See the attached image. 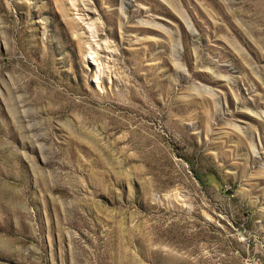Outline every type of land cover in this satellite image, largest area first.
Returning <instances> with one entry per match:
<instances>
[{"label": "rangeland", "instance_id": "obj_1", "mask_svg": "<svg viewBox=\"0 0 264 264\" xmlns=\"http://www.w3.org/2000/svg\"><path fill=\"white\" fill-rule=\"evenodd\" d=\"M0 264H264V0H0Z\"/></svg>", "mask_w": 264, "mask_h": 264}]
</instances>
